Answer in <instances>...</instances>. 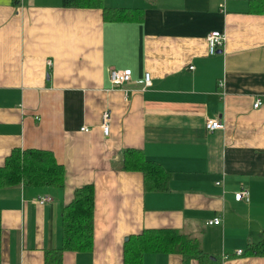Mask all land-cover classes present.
<instances>
[{
    "label": "crops",
    "instance_id": "1",
    "mask_svg": "<svg viewBox=\"0 0 264 264\" xmlns=\"http://www.w3.org/2000/svg\"><path fill=\"white\" fill-rule=\"evenodd\" d=\"M101 1L136 18L0 0V166L12 149L32 148L64 170L60 187L0 188V264H44V251L60 246L62 207L86 183L92 247L63 251L61 264H122L127 236L150 228L196 238L208 264H264L245 253L264 232V0ZM214 30L224 39L208 54ZM109 68L133 80L148 72L150 85L124 93L110 87ZM211 118L222 128L206 130ZM127 148L169 173L165 191L144 192L141 173L120 168ZM240 186L247 202L233 198ZM213 216L219 224H207ZM141 264L200 263L145 253Z\"/></svg>",
    "mask_w": 264,
    "mask_h": 264
},
{
    "label": "trees",
    "instance_id": "2",
    "mask_svg": "<svg viewBox=\"0 0 264 264\" xmlns=\"http://www.w3.org/2000/svg\"><path fill=\"white\" fill-rule=\"evenodd\" d=\"M61 7L98 8L102 17L110 21H127L136 18L132 9L108 8L101 0H60ZM120 168L137 171L142 175L144 192H162L167 189L169 173L158 163L144 158L140 150L124 149ZM63 166L52 153L41 149H12L0 166V188L17 184L30 186L63 185ZM93 187L86 183L73 189L70 200L61 209L60 246L44 251V264H61L63 251H90L92 247ZM145 253H176L208 264L194 237L172 228L143 229L130 234L122 245V264H141ZM245 253L264 256V232L257 241L246 246Z\"/></svg>",
    "mask_w": 264,
    "mask_h": 264
},
{
    "label": "built area",
    "instance_id": "3",
    "mask_svg": "<svg viewBox=\"0 0 264 264\" xmlns=\"http://www.w3.org/2000/svg\"><path fill=\"white\" fill-rule=\"evenodd\" d=\"M224 39V34H221L217 30L211 31L206 35V45H207V52L208 54H213L222 45ZM188 68H191L189 66ZM108 80L110 83V87L120 89L124 93L128 92L130 89L128 88L129 85H138L139 90H143L150 85V74L148 72H144L142 78L140 80H133L131 78L130 70L129 69H116V68H109L108 72ZM260 105L259 98H256L252 103V107L256 108ZM109 119L110 114L108 110H103L100 115V124L99 127L104 135L108 132L109 127ZM204 127L206 130L211 131L214 129L222 128V124L216 118L206 119L204 121ZM83 131L87 129L82 127L80 128ZM220 182H216L219 184ZM248 191L245 187H241L234 192L233 198L234 200L238 201L241 200L243 202L248 201ZM51 198L48 195H40L36 198V202L39 204H43L46 202H50ZM220 217L213 216L211 219L207 220V224H219ZM236 253H240V250H236Z\"/></svg>",
    "mask_w": 264,
    "mask_h": 264
},
{
    "label": "water",
    "instance_id": "4",
    "mask_svg": "<svg viewBox=\"0 0 264 264\" xmlns=\"http://www.w3.org/2000/svg\"><path fill=\"white\" fill-rule=\"evenodd\" d=\"M126 239V238H125Z\"/></svg>",
    "mask_w": 264,
    "mask_h": 264
}]
</instances>
